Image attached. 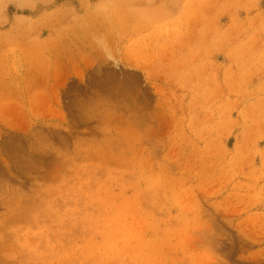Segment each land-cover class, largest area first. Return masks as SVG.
Wrapping results in <instances>:
<instances>
[{"label": "rangeland", "instance_id": "obj_1", "mask_svg": "<svg viewBox=\"0 0 264 264\" xmlns=\"http://www.w3.org/2000/svg\"><path fill=\"white\" fill-rule=\"evenodd\" d=\"M0 145V264H264V0H0Z\"/></svg>", "mask_w": 264, "mask_h": 264}, {"label": "bare ground", "instance_id": "obj_2", "mask_svg": "<svg viewBox=\"0 0 264 264\" xmlns=\"http://www.w3.org/2000/svg\"><path fill=\"white\" fill-rule=\"evenodd\" d=\"M93 40H94V39H93ZM115 45H116V44H115ZM99 50H100V49H99ZM21 79H22V78H21ZM12 85H13V84H12ZM7 86H8V85H7ZM39 94H40V93H39ZM13 107H14V106H13ZM13 107H12V108H13ZM18 107H19V106H18ZM18 107H17V108H18ZM15 111H16V110H15ZM115 111H116V110H115ZM121 115H122V114H121ZM121 115H119V116L122 117ZM119 116H118V117H119ZM134 116H135V115H134ZM114 117H117V116H114ZM120 117H119V119H121ZM116 119H117V118H116ZM134 119H135V118H134ZM132 122H133V121H132ZM130 123H131V122H130ZM130 123L128 122V124H130ZM137 123H138V122H137ZM135 125H136V124H135ZM130 126H131V127H134V126H132V124H131ZM136 126H137V125H136ZM8 143H9V142H8ZM0 146H1V145H0ZM8 146H9V144H8ZM51 146H53V145H51ZM32 147H33V146H32ZM13 148H14V147H13ZM13 148H12V151H13ZM60 151H61V150H60ZM2 152H4V150H3L2 148H0V153H2ZM58 156H59V155H58ZM152 159H153V158H152ZM19 160H20V161H23V160L20 159V158H19ZM20 161H19V162H20ZM59 161H60V160H59ZM149 162H150V161H149ZM24 163H25V160H24ZM32 163H33V161H32ZM26 164H27V162L25 163V165H26ZM21 165H24V164L22 163ZM34 166H35V165H34ZM27 167H28V166H27ZM29 167H33V166H29ZM25 168H26V167H25ZM34 168H35V167H34ZM33 170H34V169H33ZM1 182H2V181L0 180V192H1L2 190L5 191L4 188L6 187V186L4 187V186L2 185L3 182H2V184H1ZM4 182H6L5 179H4ZM8 184H9V183H8ZM10 188H11V187H10ZM5 189H6V188H5ZM13 190H14V189H13ZM5 192H6V191H5ZM5 192H4V193H5ZM6 193H7V192H6ZM6 193H5V194H6ZM14 193H15V192H14ZM1 194H2V192H1ZM5 194H4V195H5ZM6 195H7V194H6ZM8 197H9V200H10V196H8ZM8 197H7V199H8ZM3 198H4V197H3ZM2 200H3V199H2ZM148 200H150V199H148ZM200 200H201V199H200ZM11 202H12V201H11ZM202 202H203V201H202ZM8 203H9V202H8ZM148 203H149V202H148ZM198 204H200V202H198ZM148 206H150V205H148ZM151 206H152V204H151ZM147 208H148V207H147ZM107 213H108V212H107ZM109 213H110V212H109ZM208 213H209V211H208ZM14 215H15V214H14ZM17 216H18V215H17ZM201 216H202V215H201ZM205 216H206V215H205ZM209 217H210V214H209ZM15 218H16V217H15ZM15 218H14V219H15ZM17 218H19V217H17ZM202 218H203V217H202ZM9 219H10V218H9ZM203 219H204V218H203ZM209 219H210V218H209ZM12 221H13V220H12ZM132 223H133V222H132ZM8 224H9V221H8ZM24 226H26V225H24ZM87 227H88V226H87ZM20 228H21V227H20ZM20 228H18V229H20ZM23 228H24V227H22V229H21L22 231H21V232H24V229H23ZM211 228H213V226H212ZM0 229H1V228H0ZM73 229H74V228H73ZM87 229H88V228H87ZM16 230H17V229H16ZM88 230H89V229H88ZM1 231H2V229H1ZM1 231H0V232H1ZM13 231H14V229H13L11 232H13ZM201 231H202V230H201ZM11 232H10V234H11ZM17 232H18V230H17ZM14 233H15V232H14ZM18 233H20V230H19ZM18 233H16V234H18ZM204 233H205V232H204ZM8 234H9V233H8ZM23 234H24V233H23ZM71 234H72V233H71ZM82 234H83V233H82ZM96 234H97V233H96ZM189 234H190V233H189ZM14 235H15V234H14ZM24 235H25V234H24ZM68 235H69V234H68ZM191 235H192V234H191ZM206 235H207V234H206ZM19 236H20V235H19ZM66 236H67V235H66ZM188 236H190V235H188ZM188 236L186 237V240H187ZM195 236H196V235H195ZM210 236H211V235H210ZM26 238H27V237H26ZM65 238H66V237H65ZM67 238H68V237H67ZM189 238H190V237H189ZM191 238H193V235L191 236ZM22 239H23V238H22ZM68 239H69V238H68ZM68 239H67V240H68ZM196 239H197V238H193V240H196ZM207 240H208V239H207ZM191 241H192V240H191ZM191 241H189L190 244H191ZM197 241H198V240H197ZM208 241H209V240H208ZM192 242H194V241H192ZM199 242H201V241H199ZM193 244H194V243H193ZM199 244H200V243H199ZM204 244H205V243H204ZM200 245H201V244H200ZM202 245H203V244H202ZM202 245H201V246H202ZM26 246H27V245H26ZM26 246H25V247H26ZM189 246H190V245H189ZM25 247H24V250L26 249ZM204 247H205V246H204ZM196 248H198V246H197ZM196 248H193V249H196ZM202 248H203V247H202ZM123 249H124V248H123ZM198 249H199V248H198ZM214 249H215V248H214ZM211 250H212V249H211ZM115 251H116V250H115ZM196 251H197V249H196ZM201 251H202V250H200V252H201ZM213 251H214V250H213ZM178 254H179V253H178ZM206 254H207V253H206ZM214 254H215V251H214ZM179 255H180V254H179ZM199 255H200V254H199ZM211 255H212V254H211ZM187 257L189 258V256H187ZM80 258H82V257H80ZM203 258H204V257H203ZM90 259H91V258H90ZM98 259H99V258H98ZM98 259H96V260H98ZM190 259H191V258H190ZM207 259H208V258H207ZM207 259H205V260H206L207 262H209ZM65 260H66V259H65ZM65 260H64V261H65ZM115 260H116V259H115ZM199 260H200V259H198V261H199ZM205 260H204V262H205ZM62 261H63V259H62ZM62 261H61V262H62ZM67 261L70 262L69 259H68ZM186 261H188V260H186ZM69 262H68V263H69ZM71 262H72V260H71ZM71 262H70V263H71ZM73 262H74V263L76 262L75 259H74ZM73 262H72V263H73ZM114 262H115V261H114ZM204 262H203V263H204ZM207 262H206V263H207ZM59 263H60V262H59ZM62 263H64V262H62ZM62 263H61V264H62ZM76 263H77V262H76ZM82 263H83V262H82ZM85 263H86V262H84V264H85ZM101 263H102V262H101ZM131 263H132V262H131ZM200 263H202V262H199V264H200ZM203 263H202V264H203ZM78 264H79V263H78ZM96 264H97V263H96ZM99 264H100V263H99ZM115 264H116V263H115ZM129 264H130V263H129ZM204 264H205V263H204ZM221 264H222V263H221Z\"/></svg>", "mask_w": 264, "mask_h": 264}]
</instances>
